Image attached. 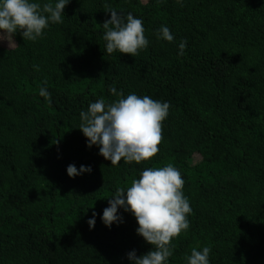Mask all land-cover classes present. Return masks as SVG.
<instances>
[{
  "label": "trees",
  "instance_id": "16d2710c",
  "mask_svg": "<svg viewBox=\"0 0 264 264\" xmlns=\"http://www.w3.org/2000/svg\"><path fill=\"white\" fill-rule=\"evenodd\" d=\"M106 4L143 21L137 56L106 53ZM63 15L36 41L18 32L17 46H0V264H132L129 252L152 246L131 212L106 227L103 211L143 170L169 164L192 212L166 264L203 247L209 264H264V0H70ZM113 86L170 105L150 161L112 166L79 130L90 103L122 98ZM69 165L91 173L70 178Z\"/></svg>",
  "mask_w": 264,
  "mask_h": 264
},
{
  "label": "clouds",
  "instance_id": "9594fccd",
  "mask_svg": "<svg viewBox=\"0 0 264 264\" xmlns=\"http://www.w3.org/2000/svg\"><path fill=\"white\" fill-rule=\"evenodd\" d=\"M69 3L70 0H58L54 5L51 2L41 5L30 0H0V42L6 41L9 49L17 46L14 37L18 32L24 40L36 41L50 22H63V12ZM105 7L111 14V19L102 24L106 53L119 51L134 57L146 49L149 41L144 35L143 21L131 13L122 17L107 4ZM157 37L168 42L174 40L167 26H161ZM186 44L187 41L179 44V55L184 54ZM0 46L5 47L4 44ZM34 67L39 70L38 66ZM110 92L122 98L108 104L101 98L90 103L87 111L80 112L79 130L87 138V146H98L99 154L110 160L112 166L119 165L121 161L126 164L150 161L163 142V122L169 114V103L134 93L123 98V93H118L114 86ZM39 95L51 102V94L45 87L39 89ZM85 172L91 173V167L81 166L79 171L75 165L67 168L70 178ZM183 187L180 171L169 164L161 168H146L126 191L118 188L109 199V207L102 216L105 226L123 222L118 215V209L123 208L137 220V235L152 246L147 254L140 257L134 250L129 252L127 256L132 264H166L172 256L175 247L172 241L187 231L188 215L192 212ZM95 215L93 213V219L88 221L90 229L95 225ZM210 252V247H203L202 251L193 248L187 264H209Z\"/></svg>",
  "mask_w": 264,
  "mask_h": 264
},
{
  "label": "rangeland",
  "instance_id": "374dc122",
  "mask_svg": "<svg viewBox=\"0 0 264 264\" xmlns=\"http://www.w3.org/2000/svg\"><path fill=\"white\" fill-rule=\"evenodd\" d=\"M3 44L8 47V44H7L6 41L5 42H0V45H3Z\"/></svg>",
  "mask_w": 264,
  "mask_h": 264
}]
</instances>
